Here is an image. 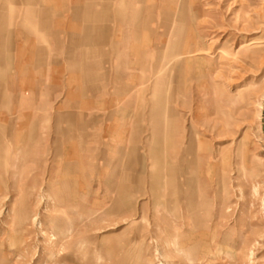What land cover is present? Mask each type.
Instances as JSON below:
<instances>
[{"label":"rangeland","instance_id":"374dc122","mask_svg":"<svg viewBox=\"0 0 264 264\" xmlns=\"http://www.w3.org/2000/svg\"><path fill=\"white\" fill-rule=\"evenodd\" d=\"M0 264H264V0H0Z\"/></svg>","mask_w":264,"mask_h":264},{"label":"bare ground","instance_id":"6f19581e","mask_svg":"<svg viewBox=\"0 0 264 264\" xmlns=\"http://www.w3.org/2000/svg\"><path fill=\"white\" fill-rule=\"evenodd\" d=\"M206 49V48H205ZM199 52H204L205 50L204 49H199L198 50ZM207 51V50H206ZM199 151V154H201V151L200 150H198Z\"/></svg>","mask_w":264,"mask_h":264},{"label":"crops","instance_id":"0c3cea01","mask_svg":"<svg viewBox=\"0 0 264 264\" xmlns=\"http://www.w3.org/2000/svg\"><path fill=\"white\" fill-rule=\"evenodd\" d=\"M101 7H102V9H104V8L106 9V4L105 5L102 4ZM23 26H25V25H23Z\"/></svg>","mask_w":264,"mask_h":264}]
</instances>
